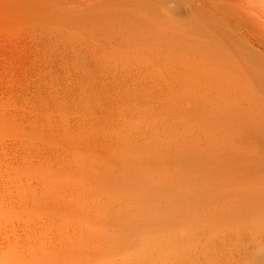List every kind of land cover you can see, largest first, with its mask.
<instances>
[{
    "label": "rangeland",
    "instance_id": "374dc122",
    "mask_svg": "<svg viewBox=\"0 0 264 264\" xmlns=\"http://www.w3.org/2000/svg\"><path fill=\"white\" fill-rule=\"evenodd\" d=\"M0 264H264V0H0Z\"/></svg>",
    "mask_w": 264,
    "mask_h": 264
},
{
    "label": "bare ground",
    "instance_id": "6f19581e",
    "mask_svg": "<svg viewBox=\"0 0 264 264\" xmlns=\"http://www.w3.org/2000/svg\"><path fill=\"white\" fill-rule=\"evenodd\" d=\"M210 2H211V0H210ZM214 4H215V3H214ZM260 144H261V143H260ZM173 254H174V253H173ZM170 256H171V255H170ZM170 256H169V257H170ZM171 257H172V256H171ZM171 257H170V258H171ZM175 258H176V257H175ZM175 258H174V259H175ZM176 259H177V258H176Z\"/></svg>",
    "mask_w": 264,
    "mask_h": 264
}]
</instances>
